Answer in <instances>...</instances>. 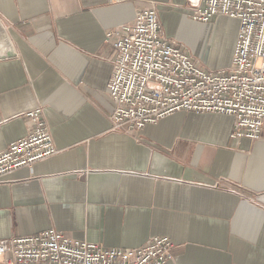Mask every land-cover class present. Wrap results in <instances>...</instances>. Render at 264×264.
<instances>
[{"label": "crops", "instance_id": "obj_1", "mask_svg": "<svg viewBox=\"0 0 264 264\" xmlns=\"http://www.w3.org/2000/svg\"><path fill=\"white\" fill-rule=\"evenodd\" d=\"M147 6L171 38L191 17L188 0H0L17 51L0 59V151L28 134L38 107L58 149L3 176L0 240L56 228L137 248L169 236L168 264H264V127L256 140L235 138L233 116L182 110L112 128L106 32Z\"/></svg>", "mask_w": 264, "mask_h": 264}, {"label": "built area", "instance_id": "obj_2", "mask_svg": "<svg viewBox=\"0 0 264 264\" xmlns=\"http://www.w3.org/2000/svg\"><path fill=\"white\" fill-rule=\"evenodd\" d=\"M121 2L123 0H112ZM195 20L240 23L231 65L207 69L165 33L158 9H138L132 22L106 32L115 50L107 91L115 130H141L187 110L234 117L232 137L256 140L264 127V0H188ZM28 134L0 151V182L22 166L58 152L41 107L26 113ZM175 243L154 236L137 248L108 247L56 228L0 240V264H168Z\"/></svg>", "mask_w": 264, "mask_h": 264}, {"label": "rangeland", "instance_id": "obj_3", "mask_svg": "<svg viewBox=\"0 0 264 264\" xmlns=\"http://www.w3.org/2000/svg\"><path fill=\"white\" fill-rule=\"evenodd\" d=\"M219 18L206 22L189 17L178 29L176 37H173L175 42L187 48L194 58L207 69H219L215 67L227 66L230 63L231 56L225 53L230 44L229 36L236 34L237 39L239 32V21L227 16H222L226 19L218 25L224 33L217 30ZM173 26L171 24L170 31L174 30L175 26Z\"/></svg>", "mask_w": 264, "mask_h": 264}, {"label": "water", "instance_id": "obj_4", "mask_svg": "<svg viewBox=\"0 0 264 264\" xmlns=\"http://www.w3.org/2000/svg\"><path fill=\"white\" fill-rule=\"evenodd\" d=\"M17 56L14 42L0 20V59Z\"/></svg>", "mask_w": 264, "mask_h": 264}, {"label": "bare ground", "instance_id": "obj_5", "mask_svg": "<svg viewBox=\"0 0 264 264\" xmlns=\"http://www.w3.org/2000/svg\"><path fill=\"white\" fill-rule=\"evenodd\" d=\"M230 61V60H229Z\"/></svg>", "mask_w": 264, "mask_h": 264}]
</instances>
